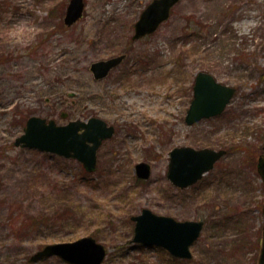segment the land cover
<instances>
[{
	"label": "rangeland",
	"instance_id": "374dc122",
	"mask_svg": "<svg viewBox=\"0 0 264 264\" xmlns=\"http://www.w3.org/2000/svg\"><path fill=\"white\" fill-rule=\"evenodd\" d=\"M150 1L84 0L68 26L69 0H0V264H67L28 258L87 235L105 246L102 264H257L264 0H179L153 33L134 39ZM119 54L124 59L94 79L90 64ZM202 70L235 93L221 114L188 125ZM32 115L58 123L97 116L114 133L88 172L75 158L14 144ZM182 145L227 152L180 189L166 172L170 149ZM140 161L150 164L147 179L136 175ZM143 207L204 221L190 258L132 241L131 216Z\"/></svg>",
	"mask_w": 264,
	"mask_h": 264
},
{
	"label": "water",
	"instance_id": "95a60500",
	"mask_svg": "<svg viewBox=\"0 0 264 264\" xmlns=\"http://www.w3.org/2000/svg\"><path fill=\"white\" fill-rule=\"evenodd\" d=\"M177 1L149 2L134 23L133 38L153 32L168 18L171 7ZM83 8V0H69L64 16L65 24L71 25L77 21L82 15ZM123 57L124 55H118L92 62L90 69L94 78L106 76ZM234 91L233 87L218 82L211 73L198 72L193 85V98L185 115L186 123L190 125L202 118L220 114ZM61 115L65 117L66 113L62 112ZM113 132V126L96 116L87 120L74 119L66 124L57 125L53 119L47 120L33 115L27 119L23 133L15 139L14 144L76 158L87 171H93L96 167L98 147L102 140L111 137ZM225 152V149L210 147L174 146L169 151L167 178L180 188L192 185L213 168L214 163ZM256 170L264 186V152L257 158ZM135 171L139 178H147L150 175V165L145 161L138 162ZM262 214L264 216V199ZM131 219L135 222L132 241L144 246L163 247L179 258L191 256L189 246L197 239L203 226L201 220H177L169 215L156 214L149 208H142L140 213L133 215ZM51 255H57L71 264H101L106 250L92 236H84L69 242L48 243L35 251L29 261L35 262ZM257 264H264V223Z\"/></svg>",
	"mask_w": 264,
	"mask_h": 264
},
{
	"label": "trees",
	"instance_id": "16d2710c",
	"mask_svg": "<svg viewBox=\"0 0 264 264\" xmlns=\"http://www.w3.org/2000/svg\"><path fill=\"white\" fill-rule=\"evenodd\" d=\"M239 148H243L242 146H240Z\"/></svg>",
	"mask_w": 264,
	"mask_h": 264
}]
</instances>
